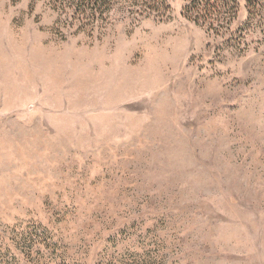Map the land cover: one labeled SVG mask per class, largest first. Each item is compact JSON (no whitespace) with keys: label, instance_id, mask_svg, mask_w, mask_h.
<instances>
[{"label":"rangeland","instance_id":"1","mask_svg":"<svg viewBox=\"0 0 264 264\" xmlns=\"http://www.w3.org/2000/svg\"><path fill=\"white\" fill-rule=\"evenodd\" d=\"M167 2L0 0V264H264V0Z\"/></svg>","mask_w":264,"mask_h":264},{"label":"trees","instance_id":"2","mask_svg":"<svg viewBox=\"0 0 264 264\" xmlns=\"http://www.w3.org/2000/svg\"><path fill=\"white\" fill-rule=\"evenodd\" d=\"M64 13L73 15H103L112 0H56ZM146 9L155 12L169 11L167 0H145ZM158 3L159 7L155 5ZM183 14L196 23L209 24V28L220 31L238 14V0H184Z\"/></svg>","mask_w":264,"mask_h":264}]
</instances>
